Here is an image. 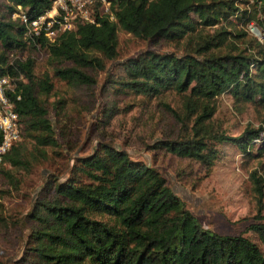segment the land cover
<instances>
[{"label": "trees", "instance_id": "trees-1", "mask_svg": "<svg viewBox=\"0 0 264 264\" xmlns=\"http://www.w3.org/2000/svg\"><path fill=\"white\" fill-rule=\"evenodd\" d=\"M50 1H0V75L8 74L15 83L14 90L6 93L17 113L21 138L31 142L27 148L20 139L2 155L0 176L14 187L17 179L11 168H27V159H34L35 152L43 153L37 146H54L57 140L47 106L38 96L46 95L52 83L47 73H33L32 56H15L16 51L33 45L11 13L19 5L29 16L36 15ZM236 1L116 0L111 5L113 20L101 16L96 23H80L55 43L42 41L39 46L57 63L54 76L70 85H91L95 78L87 69H102L117 54V27L145 40L183 41L180 53L142 49L128 55L115 65L121 68L119 76L107 80L149 96L165 89L182 95V112L164 107L184 131L158 138L152 144L155 147L206 167L216 157L219 142H230L249 157L264 156V142L254 154L249 150L264 124L246 125L236 135L207 127L213 100L225 90L236 101L264 104V0H258L253 11L239 8ZM192 11L196 21L190 18ZM233 17L243 23L254 17L261 39L235 28ZM198 26L212 28L203 31ZM237 39L244 42L242 47ZM222 45L229 48L221 50ZM75 160L76 170L87 180L79 175L45 180L43 192L34 197L26 214L37 222L29 232L30 240L37 243L28 248L39 257L38 263L264 264V252L250 237L203 227L158 169L131 158L124 148L102 142ZM248 178L256 218L247 228L264 243L260 214L264 178L256 169L249 171Z\"/></svg>", "mask_w": 264, "mask_h": 264}, {"label": "rangeland", "instance_id": "rangeland-1", "mask_svg": "<svg viewBox=\"0 0 264 264\" xmlns=\"http://www.w3.org/2000/svg\"><path fill=\"white\" fill-rule=\"evenodd\" d=\"M4 2L5 0H0ZM239 8L253 11L258 6L255 0H237ZM256 16H260L256 11ZM190 18L197 20L195 12ZM235 28H244L247 35L259 40L260 29L255 18L243 23L233 17ZM257 30H250L248 23ZM203 31L212 26H198ZM227 28H230L227 27ZM117 54L104 62L99 70L87 71L94 75L91 85H70L52 74L57 63L50 59L44 48L26 46L16 51L15 56L33 57V73L37 76L47 73L52 88L46 94H38L47 106L57 144L37 146L43 153L35 152L27 168H11L17 179L16 187L0 176V263L1 264H43L28 246L35 245L29 232L36 228L35 219L28 217L32 200L44 190V181L62 180L79 175L75 156L90 153L98 144L108 142L117 148H124L133 159L142 160L154 166L164 176L166 183L180 197L199 223L220 234H242L250 237L264 252V243L247 228L256 211V201L251 189L248 173L256 169L264 178V156L249 157L230 142H219L215 146L217 155L206 167L192 158L177 156L163 148L153 146L158 138L178 136L184 126L175 119L164 104L178 112L183 111L182 95L173 89H165L157 95H147L128 88H121L107 79L119 76L120 66L116 63L142 49L155 51L183 50V41L145 40L117 27ZM242 47L244 42L236 40ZM229 45H222L226 50ZM113 75V76H112ZM214 111L207 127L236 135L244 126L256 127L264 124V104L239 102L229 91H223L213 100ZM22 139V138H20ZM19 139V140H20ZM22 143L30 148V140ZM264 142V127L260 137L252 140L251 153ZM7 166V165H4ZM264 198V194L263 197ZM264 220V206L260 210ZM94 217H99L95 215ZM106 217L103 216V219Z\"/></svg>", "mask_w": 264, "mask_h": 264}, {"label": "built area", "instance_id": "built-area-1", "mask_svg": "<svg viewBox=\"0 0 264 264\" xmlns=\"http://www.w3.org/2000/svg\"><path fill=\"white\" fill-rule=\"evenodd\" d=\"M115 1L51 0L46 9L32 16L16 5L11 17L17 18L22 24L23 36L27 42L40 49L42 41L47 44L55 43L62 33L74 30L80 23H96L101 16L113 20L111 5L115 6ZM248 27L251 31L257 30L250 22ZM14 85L8 74L0 75V161L9 147L21 138L17 113L6 93L13 91Z\"/></svg>", "mask_w": 264, "mask_h": 264}]
</instances>
